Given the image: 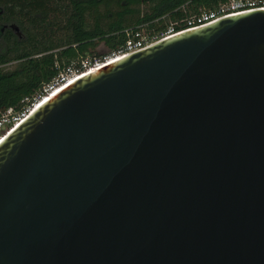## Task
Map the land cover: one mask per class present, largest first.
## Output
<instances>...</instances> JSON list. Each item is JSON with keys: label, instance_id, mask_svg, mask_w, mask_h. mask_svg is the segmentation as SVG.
<instances>
[{"label": "water", "instance_id": "obj_1", "mask_svg": "<svg viewBox=\"0 0 264 264\" xmlns=\"http://www.w3.org/2000/svg\"><path fill=\"white\" fill-rule=\"evenodd\" d=\"M53 93L0 142V264H264V8Z\"/></svg>", "mask_w": 264, "mask_h": 264}, {"label": "trees", "instance_id": "obj_2", "mask_svg": "<svg viewBox=\"0 0 264 264\" xmlns=\"http://www.w3.org/2000/svg\"><path fill=\"white\" fill-rule=\"evenodd\" d=\"M231 1L0 0V113H21L61 71L117 52L132 30L183 31ZM239 1L264 6V0ZM101 43L106 53L95 51Z\"/></svg>", "mask_w": 264, "mask_h": 264}, {"label": "built area", "instance_id": "obj_3", "mask_svg": "<svg viewBox=\"0 0 264 264\" xmlns=\"http://www.w3.org/2000/svg\"><path fill=\"white\" fill-rule=\"evenodd\" d=\"M258 8H264V6ZM251 9H256L254 3H242L239 0H232L228 6H222L217 11L203 13L198 16L195 20L188 22L189 27L186 30L206 25L224 15H229ZM180 32L182 31L175 32L173 31V29L169 28L162 35L151 36L150 34L145 33L142 29L132 30L127 33V39L123 48L118 50L117 52H114L110 56L104 57L102 59H84L80 62V69H74L70 67L66 68L64 71H61L51 83L44 87L40 96L36 98L33 103H31V105L25 108L21 113H15V111L11 108H8L0 113V142L26 118V116L30 113L32 107L35 106L36 102H38L44 96L53 93L61 85H65L66 83H68L71 80H68L69 77H72L77 73H81L92 66L104 64V62H107V59L113 56L124 57L131 53L145 49L155 44L161 39H165L171 35H175Z\"/></svg>", "mask_w": 264, "mask_h": 264}, {"label": "bare ground", "instance_id": "obj_4", "mask_svg": "<svg viewBox=\"0 0 264 264\" xmlns=\"http://www.w3.org/2000/svg\"><path fill=\"white\" fill-rule=\"evenodd\" d=\"M189 30H190V29H189ZM175 35H176V34H175ZM171 36H174V35H171ZM171 36H169V37H171ZM167 38H168V37H167ZM120 58H121V56H116V57L113 56V57L107 59V62H106V63L104 62V64H100V65H98V66L95 65V66L90 67L89 69H87V70H89L87 73H84V74H82V75L76 77L75 79H73V77L76 76V75H78L79 73L73 75L72 77H69L68 80H70V79H72V80H70L68 83H66V85L62 86L60 89H58L57 91H55L52 95H53V96L56 95V94H57L58 92H60L63 88L67 87L68 84L73 83L74 80H76V79H78V78H81V77H84V76H86V75H88V74L94 72L95 70L101 68L102 66L107 65V64H110V63H113L114 61H117V60L120 59ZM87 70H85V71H87ZM85 71H83V72H85ZM49 99H51V98H50V97H47V98L44 99V101H47V100H49Z\"/></svg>", "mask_w": 264, "mask_h": 264}, {"label": "rangeland", "instance_id": "obj_5", "mask_svg": "<svg viewBox=\"0 0 264 264\" xmlns=\"http://www.w3.org/2000/svg\"><path fill=\"white\" fill-rule=\"evenodd\" d=\"M95 51L100 53V54H103V53H106L107 52V48L104 46L103 43L99 44L96 48H95ZM91 55H88V57H90Z\"/></svg>", "mask_w": 264, "mask_h": 264}]
</instances>
